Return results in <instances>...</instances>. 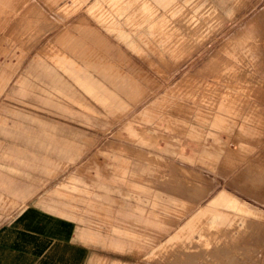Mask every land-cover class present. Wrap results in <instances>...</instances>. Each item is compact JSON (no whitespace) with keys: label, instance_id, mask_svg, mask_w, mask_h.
<instances>
[{"label":"rangeland","instance_id":"rangeland-1","mask_svg":"<svg viewBox=\"0 0 264 264\" xmlns=\"http://www.w3.org/2000/svg\"><path fill=\"white\" fill-rule=\"evenodd\" d=\"M27 212L88 264H264V0H0V224Z\"/></svg>","mask_w":264,"mask_h":264},{"label":"crops","instance_id":"crops-1","mask_svg":"<svg viewBox=\"0 0 264 264\" xmlns=\"http://www.w3.org/2000/svg\"><path fill=\"white\" fill-rule=\"evenodd\" d=\"M219 7L223 9L221 5ZM209 77L212 79L211 82L203 79L200 83L205 86L207 93H210L217 101L220 100L218 111L212 108V115L214 120L222 126L227 118H233L230 107L225 105V100L235 93L233 88L235 82L224 76L219 69L214 70ZM177 89L178 86L169 89L163 95V100L167 95L174 94ZM90 90L93 91L94 89L90 88ZM191 95V93L179 94L177 98L171 99L164 106V115L166 113L174 116L186 108L202 110V106L185 102V97L191 98ZM156 102L158 101L153 102L143 112L151 110ZM221 104L224 105L222 108ZM234 167L236 165L231 166V169ZM241 172H243V168ZM235 178H238V176ZM225 188L229 189L230 183ZM213 198L208 201L205 207L209 205ZM75 235V226L70 225V223L65 224L56 219L37 215L34 212L20 214L0 224V264H88L91 260V248L85 244H77Z\"/></svg>","mask_w":264,"mask_h":264}]
</instances>
